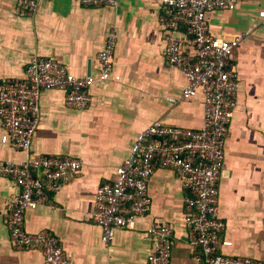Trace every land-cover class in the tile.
I'll return each mask as SVG.
<instances>
[{
  "label": "crops",
  "instance_id": "obj_1",
  "mask_svg": "<svg viewBox=\"0 0 264 264\" xmlns=\"http://www.w3.org/2000/svg\"><path fill=\"white\" fill-rule=\"evenodd\" d=\"M264 0H241L236 8L208 13L213 34H245L233 57L239 79L238 105L226 140L219 179V208L233 241L223 251L264 261ZM111 30L117 34L112 77L91 87L88 108L65 101V92L47 89L40 99L41 119L29 152L1 141L0 164L40 155H70L83 168L47 201L29 208L25 228L60 238L72 264H148L151 220L174 230L173 264H196L187 241L186 191L177 172L158 167L149 180L151 215L137 228L119 229L105 246L94 220L97 187L117 179L137 136L156 119L199 128L204 121L202 94L180 97L183 72L165 53L160 0H118L117 6L89 7L79 0H40L34 16L19 13L18 0H0V82L21 81L34 56L55 57L76 76L99 71L98 53ZM187 49V47H186ZM179 98L175 103L171 98ZM19 191L15 180L0 174V264H44L39 248L11 242L6 224L9 202Z\"/></svg>",
  "mask_w": 264,
  "mask_h": 264
},
{
  "label": "built area",
  "instance_id": "obj_2",
  "mask_svg": "<svg viewBox=\"0 0 264 264\" xmlns=\"http://www.w3.org/2000/svg\"><path fill=\"white\" fill-rule=\"evenodd\" d=\"M40 0H18L19 13L34 16ZM89 7L117 6L118 0H79ZM241 0H160L164 24V53L173 67L187 79L180 97L202 94L204 121L199 128L173 125L156 119L137 136L131 153L117 169V179L97 187L94 220L102 227L105 246L119 229H136L151 215L149 180L158 167L172 168L186 191L187 241L196 264H264L247 255L223 251L233 241L222 238L227 228L219 208V179L226 156V140L238 105L239 79L233 66L235 50L245 34L230 38L212 33L209 12L234 9ZM264 17V9L260 11ZM117 34L111 30L98 53L99 71L76 76L55 57L31 58L25 78L0 82V119L3 143L29 152L41 119L40 99L47 89L65 92L66 103L78 110L89 107L93 85L109 80L114 72ZM187 47V49H186ZM179 98H171L177 102ZM83 168V160L70 155H40L21 162L5 161L0 174L12 177L19 187L9 202L6 224L11 242L22 248H39L44 264H72L60 238L44 231L25 228V213L43 204ZM147 233L152 238L148 264H173V227L151 220Z\"/></svg>",
  "mask_w": 264,
  "mask_h": 264
}]
</instances>
